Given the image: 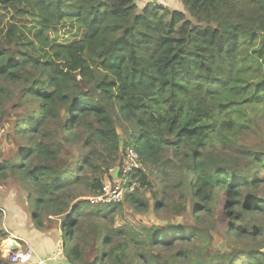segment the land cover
<instances>
[{
	"label": "trees",
	"instance_id": "16d2710c",
	"mask_svg": "<svg viewBox=\"0 0 264 264\" xmlns=\"http://www.w3.org/2000/svg\"><path fill=\"white\" fill-rule=\"evenodd\" d=\"M179 1L187 12L152 1L139 8L135 0H0V10L10 15L0 40V81L22 85L23 96L37 100L35 112L23 122L22 133L30 138L29 146L22 148L24 156L20 161L0 162V173L23 172L33 184L34 196L28 195L33 222L40 209L63 213L61 234L70 246V264H175L155 250L149 258L140 250L143 246L170 250L176 243L189 242L192 234L156 225L131 231L119 227L88 244L89 233H80L82 210L68 209L62 199L66 185L77 181L83 168L79 162L72 168L59 161L65 143L91 148L99 141L118 159L117 177L125 149L132 146L139 154V167L128 174L133 190L125 191L122 202L101 205L91 214L108 217L123 202L147 211L150 202L140 193L149 186L142 159H157L168 147L174 157L181 155L191 174L187 190L196 212L217 210L229 236L262 237L255 219L264 215L259 192L264 183V149L240 144L236 134L253 129L254 116L247 107L264 111V71L250 80L239 52L241 39L254 40L261 33L254 53L264 66V0ZM23 18L42 29L62 19L75 20L86 33L69 46L54 45L41 35H27L15 23ZM91 59L105 73L100 79ZM28 66L42 76L36 70L26 71ZM117 113L138 131L132 144L120 140ZM4 115L0 107V121ZM47 122L54 125L52 132H41ZM38 135L41 140H36ZM225 149L243 163L224 160ZM33 157L44 161L30 166ZM80 162L89 165L87 157ZM102 187L98 179L90 184L95 194ZM161 206L156 202L153 208ZM3 216L0 208V243L8 237ZM115 236L123 241L115 244ZM96 247L99 254L88 259ZM263 247L231 257L228 264H264ZM174 257L181 260L186 253L178 251ZM216 259L210 256L198 264H216ZM0 264H10L1 252Z\"/></svg>",
	"mask_w": 264,
	"mask_h": 264
},
{
	"label": "rangeland",
	"instance_id": "374dc122",
	"mask_svg": "<svg viewBox=\"0 0 264 264\" xmlns=\"http://www.w3.org/2000/svg\"><path fill=\"white\" fill-rule=\"evenodd\" d=\"M149 1L159 2L161 6L173 9L172 6L160 0H135L139 8ZM178 9L187 12L183 4ZM9 18L10 15L7 12L0 10V40L4 37ZM164 19L168 20V16H164ZM15 23L27 35H41L48 43L61 46H69L81 41L86 33V30L75 20L69 19H62L60 23L50 29H42L26 18L17 20ZM260 37L261 33H257L254 40L241 39L239 49L240 65L244 74L250 80L257 79L264 71V66L260 64L261 59L257 58L254 53V50L258 48ZM90 61L95 77L97 79L103 77L105 73L99 68L96 61L92 59ZM33 70H36L39 72L38 75L42 76L36 68L32 66L26 68V71L29 72H33ZM106 77L110 78L109 75H106ZM36 104L37 100L31 96H23L22 85L15 82L0 81V107L2 111H5L3 120L0 121V162L12 163L20 161V158L24 156L25 151L22 148L29 146L30 138L22 133L23 122L28 118L30 119L35 112ZM246 112L254 116L253 129L236 134L239 137L238 141L240 144H247L249 147L264 149V111L259 108L251 111L247 107ZM224 117L226 115L220 114V118ZM115 126L122 144H132L131 137L138 135V131L120 113H117L115 117ZM53 128L54 125L47 122L41 127L40 131L52 132ZM36 140H41V137L38 135ZM92 144L94 145L90 148L78 143H65L58 154L59 161H62L64 166L71 165L73 168V165L79 162L80 166L83 167L78 175L79 179L66 185L62 199L68 209L78 206L82 210V216L79 218L80 233H89L87 237L88 244L97 242L96 239L99 235L103 236L107 230L111 231L114 228L122 227L126 231H131L139 229L141 226L170 227L183 231L188 235L191 233L190 241L176 243L170 250L151 249L148 246H143L140 251L149 258L151 250H155L161 258L174 259L175 264H198L202 260H209L210 256H217L216 264H228L229 258L236 259L241 253L264 244V215L257 216L255 219V222L261 226L262 237L251 239L227 235L217 210L214 213L196 212L194 210V201L187 190L191 174L186 168L181 155L174 157L168 147L162 149L157 159H142L141 167L147 175L149 186L140 189V193L146 196L150 202V208L147 211L135 210L129 204L123 202L108 217L100 218L91 214L104 206L94 204L91 201V198L95 196V192L90 189V184L95 179L100 180L102 184L115 180L118 173V159H114L111 151L107 150L99 141H94ZM226 153L227 155H223V158L229 161L228 163H243L237 154L230 155L228 151ZM85 157L89 159V165L86 166L80 162ZM43 161L40 157H33L30 166H35ZM73 176H77V173H74ZM178 182L183 183L181 188H178L180 185L176 186ZM259 192L264 197V183L260 185ZM28 195L34 196L33 184L25 180L23 172L0 173V208L4 210L7 206H10L14 212L23 215L25 224L32 223L35 227H39L41 234L47 236L48 239L57 240L59 236L62 237L63 213H49L50 210L47 208L40 209L39 218L33 222L29 214L32 203ZM156 202L162 204L158 210L153 208ZM113 240L115 244L123 241L122 238L117 236ZM62 242L65 244L64 250L66 253L69 251V245L65 240ZM77 242L81 246L85 245L82 241ZM85 248L87 251L89 245H85ZM2 249L3 241L0 243L1 255L4 254ZM178 251L186 253V257L181 260L175 258L174 254ZM262 251H264V247ZM95 254H99V247H96L94 254L87 258L92 259ZM2 257L6 259L3 255Z\"/></svg>",
	"mask_w": 264,
	"mask_h": 264
},
{
	"label": "built area",
	"instance_id": "2783aa9c",
	"mask_svg": "<svg viewBox=\"0 0 264 264\" xmlns=\"http://www.w3.org/2000/svg\"><path fill=\"white\" fill-rule=\"evenodd\" d=\"M155 4L160 5L159 2H155ZM138 167L139 154L132 146H128L123 154L121 177L103 183L102 190L98 194H95V196L91 198V201L97 205L122 202L125 191H132L134 187L133 183L128 185V174ZM3 227L6 230L5 226ZM12 240L18 245V240L10 234V236L6 238L4 248L2 249V253H4L2 255L12 264H52L46 259L36 257L34 247L29 242H24V247L21 248L18 245V248L13 250L10 245ZM59 254L60 250L56 252V255Z\"/></svg>",
	"mask_w": 264,
	"mask_h": 264
},
{
	"label": "crops",
	"instance_id": "0c3cea01",
	"mask_svg": "<svg viewBox=\"0 0 264 264\" xmlns=\"http://www.w3.org/2000/svg\"><path fill=\"white\" fill-rule=\"evenodd\" d=\"M160 1L172 6L173 9L180 8L182 4L179 0ZM6 208L4 210L2 209L4 211L2 224L5 226L8 236L12 234V236L18 240V245L21 248L24 247V242H29L34 247L36 257L46 259L52 264H70L67 260L68 252L65 253L64 250L65 244L62 242L64 240L62 237L59 236L57 240L53 238L48 239V237L41 234L40 230L32 223L25 224V218L23 215H20V213L16 211L14 212L10 206H7ZM5 242L6 239L3 240V248ZM58 250H60V254L56 255Z\"/></svg>",
	"mask_w": 264,
	"mask_h": 264
},
{
	"label": "water",
	"instance_id": "95a60500",
	"mask_svg": "<svg viewBox=\"0 0 264 264\" xmlns=\"http://www.w3.org/2000/svg\"><path fill=\"white\" fill-rule=\"evenodd\" d=\"M11 248L13 249V250H16L17 248H18V245L16 244V242L15 241H11Z\"/></svg>",
	"mask_w": 264,
	"mask_h": 264
}]
</instances>
